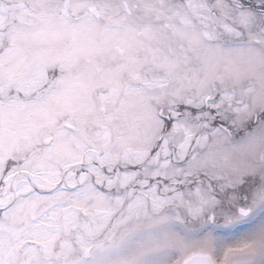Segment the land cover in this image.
<instances>
[{"label":"snow or ice","instance_id":"1","mask_svg":"<svg viewBox=\"0 0 264 264\" xmlns=\"http://www.w3.org/2000/svg\"><path fill=\"white\" fill-rule=\"evenodd\" d=\"M0 264H264V0H0Z\"/></svg>","mask_w":264,"mask_h":264}]
</instances>
